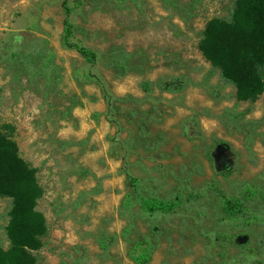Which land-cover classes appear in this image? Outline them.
I'll list each match as a JSON object with an SVG mask.
<instances>
[{"label":"rangeland","instance_id":"374dc122","mask_svg":"<svg viewBox=\"0 0 264 264\" xmlns=\"http://www.w3.org/2000/svg\"><path fill=\"white\" fill-rule=\"evenodd\" d=\"M59 2L0 0V134L33 169L35 262L135 264L144 238L146 264H264V86L237 100L196 47L233 0H81L73 34L92 65L61 46ZM123 165L140 196L176 207L140 212ZM224 196L243 209L227 213Z\"/></svg>","mask_w":264,"mask_h":264},{"label":"trees","instance_id":"16d2710c","mask_svg":"<svg viewBox=\"0 0 264 264\" xmlns=\"http://www.w3.org/2000/svg\"><path fill=\"white\" fill-rule=\"evenodd\" d=\"M81 0H60L62 12L60 44L73 49L84 63L96 61V53L74 37L71 14ZM203 58L215 67L220 76L234 88L237 100H252L264 86V0H233L227 20L211 18L200 32L196 45ZM41 62V66L46 65ZM83 77L100 85L98 78L89 71ZM108 109L110 97L102 91ZM219 142L216 149H222ZM224 169L222 163L219 164ZM131 193L138 201V209L146 215L166 213L177 205V196L163 199L153 196L143 197L137 192L138 179L130 174L125 165L121 168ZM32 168L20 161L11 142L0 134V197H11L7 210L5 237L8 248L0 250V264H37L31 253L37 244V225L32 210L33 192ZM252 192H249V194ZM259 196L264 199V193ZM128 202V195L123 199ZM222 207L227 213H237L243 209L242 201L224 196ZM242 240V237H239ZM150 255V245L144 238L130 242L128 256L135 264H146Z\"/></svg>","mask_w":264,"mask_h":264}]
</instances>
